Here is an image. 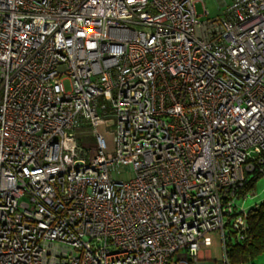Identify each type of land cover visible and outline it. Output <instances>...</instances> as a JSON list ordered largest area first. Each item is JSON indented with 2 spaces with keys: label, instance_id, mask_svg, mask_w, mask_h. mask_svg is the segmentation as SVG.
<instances>
[{
  "label": "built area",
  "instance_id": "obj_1",
  "mask_svg": "<svg viewBox=\"0 0 264 264\" xmlns=\"http://www.w3.org/2000/svg\"><path fill=\"white\" fill-rule=\"evenodd\" d=\"M204 1L0 0V264H230L248 241L264 0Z\"/></svg>",
  "mask_w": 264,
  "mask_h": 264
},
{
  "label": "rangeland",
  "instance_id": "obj_2",
  "mask_svg": "<svg viewBox=\"0 0 264 264\" xmlns=\"http://www.w3.org/2000/svg\"><path fill=\"white\" fill-rule=\"evenodd\" d=\"M230 0H227L229 2ZM216 0H205L203 3H196L195 7L198 13L203 11V6L209 10L211 14L215 13L217 7ZM98 129L104 134L106 141L108 143V147L110 150L114 148L113 142V134L115 133L116 126H104L100 125ZM79 138H81L82 142H88L93 144L94 138L91 136L90 128L85 127L81 134H79ZM89 156L93 154L91 150L88 151ZM253 174H249V178H252ZM243 195V194H242ZM239 196L235 198L238 207L244 209L245 211L249 210L253 207V205L259 203L262 199H264V174L259 175L254 181L251 188L244 192L243 196ZM219 242L217 234L213 236V243L210 246L212 250L213 258L219 257ZM253 264H264V252L260 253L253 261Z\"/></svg>",
  "mask_w": 264,
  "mask_h": 264
},
{
  "label": "trees",
  "instance_id": "obj_3",
  "mask_svg": "<svg viewBox=\"0 0 264 264\" xmlns=\"http://www.w3.org/2000/svg\"><path fill=\"white\" fill-rule=\"evenodd\" d=\"M262 175V174H259ZM252 177L241 194L252 187L253 181L259 176ZM249 239L245 243H233L228 252L230 264H253L252 261L264 252V199L248 210Z\"/></svg>",
  "mask_w": 264,
  "mask_h": 264
},
{
  "label": "crops",
  "instance_id": "obj_4",
  "mask_svg": "<svg viewBox=\"0 0 264 264\" xmlns=\"http://www.w3.org/2000/svg\"><path fill=\"white\" fill-rule=\"evenodd\" d=\"M258 204V203H257ZM257 204H255V205H257ZM255 205H253V206H255Z\"/></svg>",
  "mask_w": 264,
  "mask_h": 264
}]
</instances>
